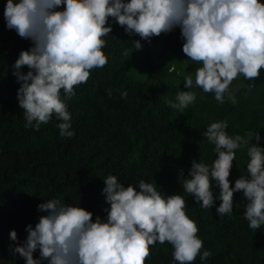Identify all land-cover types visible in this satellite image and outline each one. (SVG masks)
I'll use <instances>...</instances> for the list:
<instances>
[{"label":"trees","instance_id":"1","mask_svg":"<svg viewBox=\"0 0 264 264\" xmlns=\"http://www.w3.org/2000/svg\"><path fill=\"white\" fill-rule=\"evenodd\" d=\"M6 3L0 0V264H26L18 253L12 254V248L24 243L26 226L38 222L43 213L37 206L45 200L76 204L91 211L93 219L106 220L110 205L102 190L108 175L137 190L144 180L164 196H183L186 215L196 222L203 241L201 255L204 250L211 252L204 260L198 255L192 264H264V225L256 230L249 227L242 192L234 193L232 214L221 216L216 212L219 199L212 208H203L182 187L190 178L193 160L211 166L216 158L215 145L203 135L213 122H226L225 130L233 137L258 132V144L264 148V68L258 79L238 75L230 84L241 83L235 89L236 103L225 94L220 104L213 92L195 86L201 64L183 53L179 27L148 41L127 33L110 17L112 32L102 37L107 64L92 69L87 82L74 86L75 95L65 100L74 135L63 137L57 126L63 121L55 115L38 130L25 127L13 65L32 41L6 26ZM137 40L142 45L139 50L134 47ZM28 70L21 68L23 73ZM187 76L193 78L189 89L184 82ZM181 91L196 95L183 112L166 103L177 102ZM254 143L255 136L235 150L230 186L240 176H248L247 152ZM212 187L218 197L215 181ZM12 229L17 241L10 239ZM149 247L145 264H179L168 242ZM33 255L38 258L39 251Z\"/></svg>","mask_w":264,"mask_h":264},{"label":"clouds","instance_id":"2","mask_svg":"<svg viewBox=\"0 0 264 264\" xmlns=\"http://www.w3.org/2000/svg\"><path fill=\"white\" fill-rule=\"evenodd\" d=\"M129 34L143 40L168 33L179 27L184 40L182 51L191 61L201 64L195 73V86L213 92L224 103L229 86L238 75L254 80L264 68V2L261 0H7L4 19L10 30L32 41L21 50L13 68L20 83L18 102L24 112L25 127L39 129L53 115L63 121L60 135L71 138V115L66 99L75 95L74 86L87 82L90 71L107 64L103 52L105 37L112 32L109 18ZM141 49L139 40L134 41ZM27 66V73L21 68ZM185 87H193L192 76ZM61 89L64 98L61 97ZM111 94V93H109ZM127 97L126 92L121 93ZM196 99L191 91H181L176 101L166 103L183 112ZM233 104L236 98L231 97ZM226 122H213L203 135L215 145L216 158L209 166L193 160L183 189L203 208L218 215H231L234 193L242 192L247 201L244 217L253 230L264 225V148L260 136L249 132L247 138L227 132ZM255 136L257 143L248 148V176H240L230 186V169L235 150ZM219 187L214 196L212 183ZM106 220L76 204L48 199L37 207L43 214L38 222L26 226L27 237L12 248L26 264H145L156 242L172 245L179 264H192L204 250L199 229L185 212L186 201L180 194L164 196L153 183L139 182L137 190L125 186L115 175L104 179ZM17 241V232L10 230ZM39 251V257L34 253Z\"/></svg>","mask_w":264,"mask_h":264},{"label":"rangeland","instance_id":"3","mask_svg":"<svg viewBox=\"0 0 264 264\" xmlns=\"http://www.w3.org/2000/svg\"><path fill=\"white\" fill-rule=\"evenodd\" d=\"M241 85L240 82H236L235 84H232L229 86V90L226 93V96L231 100V97L234 96L235 89L238 88Z\"/></svg>","mask_w":264,"mask_h":264}]
</instances>
